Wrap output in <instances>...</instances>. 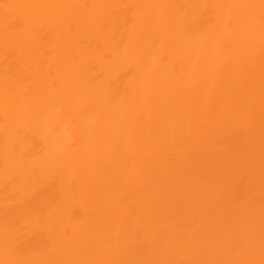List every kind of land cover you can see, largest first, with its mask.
<instances>
[{
    "label": "bare ground",
    "instance_id": "obj_1",
    "mask_svg": "<svg viewBox=\"0 0 264 264\" xmlns=\"http://www.w3.org/2000/svg\"><path fill=\"white\" fill-rule=\"evenodd\" d=\"M0 264H264V0H0Z\"/></svg>",
    "mask_w": 264,
    "mask_h": 264
}]
</instances>
